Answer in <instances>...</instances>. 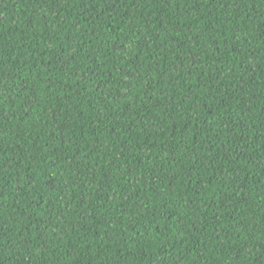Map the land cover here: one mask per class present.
Wrapping results in <instances>:
<instances>
[{
    "label": "trees",
    "instance_id": "obj_1",
    "mask_svg": "<svg viewBox=\"0 0 264 264\" xmlns=\"http://www.w3.org/2000/svg\"><path fill=\"white\" fill-rule=\"evenodd\" d=\"M0 264H264V0H0Z\"/></svg>",
    "mask_w": 264,
    "mask_h": 264
}]
</instances>
